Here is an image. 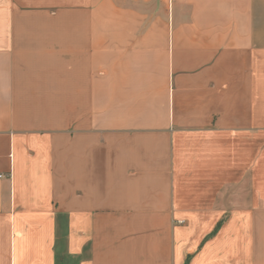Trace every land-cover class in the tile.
<instances>
[{
  "label": "crops",
  "instance_id": "crops-1",
  "mask_svg": "<svg viewBox=\"0 0 264 264\" xmlns=\"http://www.w3.org/2000/svg\"><path fill=\"white\" fill-rule=\"evenodd\" d=\"M264 0H0V264H264Z\"/></svg>",
  "mask_w": 264,
  "mask_h": 264
},
{
  "label": "rangeland",
  "instance_id": "rangeland-1",
  "mask_svg": "<svg viewBox=\"0 0 264 264\" xmlns=\"http://www.w3.org/2000/svg\"><path fill=\"white\" fill-rule=\"evenodd\" d=\"M258 147H259V163L261 164L263 163L264 165V137L263 136H259V146Z\"/></svg>",
  "mask_w": 264,
  "mask_h": 264
}]
</instances>
